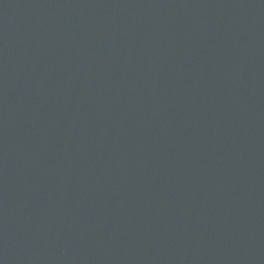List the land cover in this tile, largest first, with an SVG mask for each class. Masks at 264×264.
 <instances>
[{"label": "water", "instance_id": "water-1", "mask_svg": "<svg viewBox=\"0 0 264 264\" xmlns=\"http://www.w3.org/2000/svg\"><path fill=\"white\" fill-rule=\"evenodd\" d=\"M0 264H264V0H0Z\"/></svg>", "mask_w": 264, "mask_h": 264}]
</instances>
